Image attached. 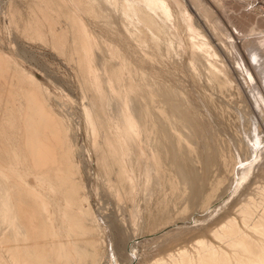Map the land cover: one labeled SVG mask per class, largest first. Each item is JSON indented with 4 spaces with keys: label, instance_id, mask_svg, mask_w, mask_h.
<instances>
[{
    "label": "rangeland",
    "instance_id": "1",
    "mask_svg": "<svg viewBox=\"0 0 264 264\" xmlns=\"http://www.w3.org/2000/svg\"><path fill=\"white\" fill-rule=\"evenodd\" d=\"M70 1L0 0V264H88L72 252L90 242L97 252L89 264H148L176 249L185 262L194 255L221 264L210 258L218 249L244 259L211 231L223 213L234 217L252 184L254 171L241 178L240 170L264 158L255 83L239 65L249 62L248 44L264 55V0H181L196 39L217 56L211 71L176 20L167 52L148 28L132 38L106 0ZM76 22L90 31V48ZM129 97L136 110L149 109L143 125L154 148L122 136ZM87 113L98 118L96 130ZM258 133L263 143L244 162ZM12 208L30 240L15 229ZM248 243L264 254V240ZM59 250L71 251L72 262Z\"/></svg>",
    "mask_w": 264,
    "mask_h": 264
},
{
    "label": "bare ground",
    "instance_id": "2",
    "mask_svg": "<svg viewBox=\"0 0 264 264\" xmlns=\"http://www.w3.org/2000/svg\"><path fill=\"white\" fill-rule=\"evenodd\" d=\"M71 1H73V0H71ZM105 2L108 3L109 5H111V7L119 10V12L121 13V15L123 17V19H122L123 20V22H122L123 23V27L126 29L127 32L130 33L131 37L134 38L136 41H139V39L141 37V36H139V31H141V28L145 27L146 29L148 28V29L153 31V36L152 37H153L154 41L156 42L157 48L162 43V42L161 43L158 42L159 38L163 37L165 49H166L167 52H170L172 50V47H173L172 46L173 45L172 44L173 41L168 36V30L171 28V26L173 24H175V20L178 21V23L180 22V24L184 25V28L187 31V34H189V36L191 37V39L192 38L196 39L198 37V34H199V33H197L198 30L195 28L194 23H192V21L190 19V16L187 14V12H185V9L183 7V3H182L181 0H121V1H119V0H106ZM87 6H88V4H87ZM95 15H96V11H95ZM75 20H78V19H75ZM81 21H83V19H81ZM73 22H75V21H73ZM77 22H76V24H78L77 26H79V28L82 30L81 33L85 34L84 35L85 36V41H83L84 45H85V47H89L90 48L91 44L94 45V43H92V35L90 34V31L87 30V28L85 29V27L83 25L84 22L83 23H77ZM73 26H74V23H73ZM79 32H80V30H79ZM84 36H82L83 40H84ZM200 38H202V36L199 37V39ZM195 39H193V40H195ZM197 39H196V43L191 40L192 42H194L193 46L195 48L193 50L196 49L198 51V52H196V51H194V52H196V55L197 54L200 55V56L197 55L198 57H201V58H203L206 61V68H207L208 71H211L212 68H216L218 66V65L215 66V63H214L215 61H213V59H212L213 57H217V56L214 54L215 52L213 53V51L210 50L211 48L208 47L209 46L208 42H206L204 40H197ZM255 45H249V44L246 45V47L249 46V49L246 50V53L248 55L249 62L251 63V65H253V67H252L253 70L254 69L256 70L257 76H259V79L261 80L260 83H261V85H263V88H264V55L262 53H260V51L257 49V47H255ZM89 48H88V50H90ZM234 49H235V51L237 53V49L235 47H234ZM91 58H92V56H91ZM241 61H243V64L240 63L239 65H242V66H240V70H241V73H242V76H243L244 80L247 83H248V81L249 82L251 81L252 84L255 83V85L253 84L254 85V87H253L254 89L252 90V88H251V92L253 93V96L255 98V102L259 105V108L261 110L262 116L264 118V92L262 90L263 88L258 84V82L256 83L258 78H255L256 76L254 75L253 71L251 70V67L247 64L249 62L245 63L243 57H242ZM88 62L90 63V61H88ZM92 64H90V65H92ZM125 67H126V65H125ZM122 69H124V68H122ZM217 69L220 72L222 71L219 68H217ZM117 74L119 75V73H117ZM246 75H247V77H246ZM247 78H249L248 81H247ZM143 79H144L143 81H145V78H143ZM105 83H107V82H105ZM116 83H117V81H116ZM145 83L147 84L148 82H145ZM101 84H102V82H101ZM141 86H143V85H141ZM249 89H250V86H249ZM139 91H140V89H139ZM124 93H125V91H124ZM96 95L94 97H96ZM130 97H129V100L127 102V110L131 111V118L130 119H127V118L124 119L122 116L120 117V119H121L120 124H121V129H122V136H123V138H124V140L126 142H129L131 144L135 143V142L138 143L139 141H142V142L146 143L149 147L154 148L155 146L153 144L149 143L151 139L152 140L154 139L153 135H155V134H153L152 127L143 125V122H144L145 118L148 116L149 109H147L146 108L147 106L144 104L145 105V106L143 105L144 108L143 107L139 108V106H138L139 109L136 110L137 107L135 106L136 104L134 105V102L132 100L133 97H132V99ZM93 99L95 101V98H93ZM136 103H138V102H136ZM98 107H100V106H98ZM88 111H92L91 108H89ZM95 111H97V110H95ZM91 113H93V111ZM87 115H88V113H87ZM91 115H88V117L86 116V118H87L86 124H88L87 126H89V127H94L95 130H96L97 129L96 127H97V122H98L97 119L98 118L95 119V118L91 117ZM95 130H94V132H95ZM258 135H259V133L257 134V136L255 138L256 141H255V144L253 146L252 151L250 150L251 151L250 156L247 154L249 157L248 158L246 157L244 159V162L249 160L252 157V155H257V153H258L257 151L259 150L257 148H258L259 144L263 143V140L262 139L260 140L261 136H258ZM262 145L264 146V144H262ZM248 147H250V146L247 145V151H248ZM249 149H251V148H249ZM122 151H123V149H122ZM261 155L262 154H259L260 157H262ZM260 157H259V160L258 159L252 160V163H249V165L246 166V168L243 167V169L240 170L241 171V178H244L248 174H250L251 173L250 170L254 171V174L252 173L253 175H251V176H253L252 184H249L248 190H246V193L243 196L241 195L243 197V198L241 197L242 198L241 203L238 201L240 203V206L237 208L236 214L235 215L233 214L234 217H230V213H229V216L228 215L225 216V214L223 213L221 217H223V215H224V218L221 219L220 221L218 219L217 221H219V222L216 223L215 226H213V228H212L213 230L211 231V233H212L211 235H212V237L214 239L222 241V237L225 238L226 240L223 242L225 247H227V248H229L231 250H235L236 249L239 254L245 256L244 257L245 260L244 259H240V260L234 261V259H233L234 255L231 254L233 252L229 253V252L226 251L225 255L221 256L220 253L223 252V250L218 249L214 253H211L212 255H211L210 258L211 259H217L218 261H220L221 264L222 263H226V264H264V254L254 253L255 251L252 250V248H251L252 246L249 245V243H248V240L250 239L251 236H256L259 239V241L260 240H264V211H263V213H259V210H262L261 207H263V205H264V164H262V163H264V158H261L262 163H260ZM107 158H109L108 155H107ZM254 158H252V159H254ZM127 159H128V157H127ZM115 163H114V165H115ZM121 166H122V163H121ZM122 174H123V172H122ZM129 178L130 177H128V179ZM119 180H120V178H119ZM129 182H130V179H129ZM165 183H166V181H165ZM174 184L176 185V183H174ZM50 185L51 184L49 183V186ZM50 187H52V186H50ZM113 188L114 187H112V189ZM113 190H112V194L115 193V191H113ZM174 196H176V195H174ZM239 200H240V198H239ZM234 204H236V203H234ZM68 207L70 208V206H68ZM13 208H12V218H15V221H14V219H13V221L15 222V225L17 224V227H18V228H16V226H15V229L22 230V233L24 234V239L26 241H28L30 239H28L27 231L23 227L22 223L19 221L18 215L15 212V210H13ZM67 208H65V209H67ZM166 210L167 209H166V205H165V207L163 208L162 212L163 213H167ZM67 212L69 213L70 211L68 210ZM234 212L235 211H233L232 213H234ZM254 214H258V215H254ZM94 224L97 225V221H94ZM12 225H13V223H12ZM242 225H245L246 228H248L249 234H245L244 233L245 231L241 228ZM92 226H95V225H93V223H92ZM83 227H85V226H83ZM96 228L98 229L99 227L97 226ZM85 229H87V228H85ZM87 230H89V228ZM82 231L84 232L85 230H82ZM83 232H81V233H83ZM17 233L18 232H16V234ZM88 233L91 234L90 232H88ZM169 234H173V236H174V233L169 232ZM45 235H48V234H45ZM45 235H42V236L44 237ZM202 235H200V236L197 235L198 237H196V238L200 239V238H202ZM85 236H88V235H85ZM101 236H102V234H101ZM51 238H52V236H51ZM53 239L55 240V238H53ZM53 239H51V240H53ZM98 239H99V237H98ZM83 240H85V239H83ZM167 241H170V240L167 239ZM173 241L175 242L176 239H173ZM97 242H99V240ZM29 243L30 242H28V244ZM94 244H95V242H94ZM21 245H20V247H21ZM92 246H93V242L86 243V245L84 247H82V248H78V247L75 246L72 253L76 254L79 257L83 254L84 262L89 264L91 262L92 258H93L94 252H97V250H94ZM60 248H62V245H61ZM23 249H25V248H23ZM97 249H98V247H97ZM45 251H46V248H45ZM45 251H44V253H45ZM49 251H51V250H49ZM49 251H48V253H49ZM62 252H63V250H62ZM36 253H35V255H36ZM60 253H61V251H60ZM72 253H71V251H67L66 253H61V254H62V256H64L63 258H65L67 261L72 262V255H73ZM181 253H182L181 249L172 250L170 253L167 254L169 260H168V258H164L163 256H161L160 253H156V256L155 255H154L155 257L152 256V258H150V260H148L147 263L148 264H166L168 262H172V264H202L201 261L204 259L203 257H200L201 259H198V257L196 258V257H194V255H192L193 258L190 259L189 261L185 262L184 260H182ZM50 254L52 256V253H50ZM95 254L97 255V253H95ZM53 256H55L54 253H53ZM58 256L60 257V255H58ZM46 257L48 258V256H46ZM56 259H59V258L56 257ZM97 261H98V259H97ZM92 262H94V258H93ZM39 264H41V263H39ZM94 264H97V262L94 263Z\"/></svg>",
    "mask_w": 264,
    "mask_h": 264
}]
</instances>
